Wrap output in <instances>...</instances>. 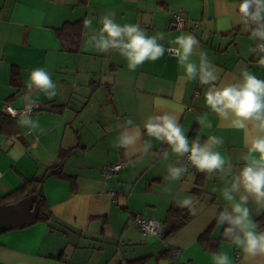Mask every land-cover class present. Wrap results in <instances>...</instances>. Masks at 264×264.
Masks as SVG:
<instances>
[{
  "label": "crops",
  "instance_id": "0c3cea01",
  "mask_svg": "<svg viewBox=\"0 0 264 264\" xmlns=\"http://www.w3.org/2000/svg\"><path fill=\"white\" fill-rule=\"evenodd\" d=\"M239 2L0 0V205L27 197L32 188L27 183L43 179L53 215L49 223L0 234V264H130L142 258H147L146 264H214L213 254L221 252L231 264H264V255H246L225 236L227 225L217 223L219 212L229 206L219 174L195 168L179 180L166 179L168 166H179L181 157L144 129L149 115L172 113L190 141L222 137L224 143L217 150L234 174L244 166L245 133L206 106L210 85L188 80L175 55L167 51L174 47L170 40L191 33L220 70L218 85L236 82L245 69L264 79V66L252 50L256 41L240 24ZM172 12L190 19L186 29L174 26ZM110 13L119 24L139 23L148 35L163 32L164 56L130 71L117 51L101 53L90 46L91 30H98L100 19ZM85 19L92 20V29L85 27ZM67 24L69 33L62 39L58 30ZM193 60L198 62V57ZM37 67L49 72L58 92L48 99L33 90L40 108L32 119L43 133L23 127L19 117L3 128V118L9 116L5 107L25 105L22 97L30 72ZM205 114L210 128L198 123ZM128 119L139 127L141 139L126 150L114 144ZM254 134L249 125V139ZM145 141L151 142L147 152ZM119 161L124 168L105 179L103 167ZM200 179L203 185L197 183ZM111 191L118 193L115 199ZM186 197L194 202V218L164 237L169 209L185 208L180 204ZM247 206L259 224L264 208L251 197ZM135 214L160 221L161 236L145 235L131 219ZM209 230L219 241L216 251L205 250L200 243Z\"/></svg>",
  "mask_w": 264,
  "mask_h": 264
},
{
  "label": "clouds",
  "instance_id": "9594fccd",
  "mask_svg": "<svg viewBox=\"0 0 264 264\" xmlns=\"http://www.w3.org/2000/svg\"><path fill=\"white\" fill-rule=\"evenodd\" d=\"M242 30L250 33L256 41L252 49L259 56L258 64L264 66V0H240L238 5ZM114 13L100 19L101 27L92 29V20L83 21L85 27L92 29L88 44L98 52L117 51L127 61L130 71H136L146 61L155 62L161 59L166 51L161 40L165 39L163 32L148 35L139 23L119 24ZM169 44L174 47L167 49L177 58L178 66L183 70L188 80H199L202 85H210L205 93L206 106L222 120H230V126L245 133V145L248 154L244 157L246 163L234 174L230 162L217 150L222 146V137L210 136L203 143L199 139L189 140L185 135L179 119L172 113L149 115L144 122V129L149 137L167 143L177 156H187V162L179 166H168L169 180H179L188 170L190 163L200 172L217 173L225 181L222 196L228 202L217 216V223L227 225L225 236L248 256L264 255V230L252 218L248 200L251 197L259 208H264V79L258 78L251 71L241 72V79L234 83L216 82L220 80L219 69L211 63L208 54L200 49V41L191 33L179 35ZM198 57V62L193 60ZM27 91L23 95L25 109L19 114L18 123L30 131L39 129L38 121L32 119V111L38 104L33 99V90L44 93L48 99L57 96V84L45 68L37 67L30 72ZM8 112L16 116L14 109ZM202 127H212L207 121V114L198 119ZM127 126L119 133L114 146L129 149L141 139L138 126L131 119L126 120ZM249 125L254 135L249 139ZM151 142L145 141L143 150L147 152ZM14 154V153H13ZM164 158H168L167 152ZM229 177L231 179H229ZM194 202L190 197L182 200L180 206L195 213ZM155 225V221L150 222ZM214 264H231L227 253H214Z\"/></svg>",
  "mask_w": 264,
  "mask_h": 264
},
{
  "label": "trees",
  "instance_id": "16d2710c",
  "mask_svg": "<svg viewBox=\"0 0 264 264\" xmlns=\"http://www.w3.org/2000/svg\"><path fill=\"white\" fill-rule=\"evenodd\" d=\"M74 28H76V24H70ZM68 29H70V26L65 25L63 28L58 30V34L62 39L66 38V35L69 33ZM75 30V29H74ZM15 119L10 117V116H5L3 118V128H6L12 121ZM65 154H63V157ZM60 173V171L57 172V174ZM198 184L203 185V180L197 181ZM31 184L32 188L31 190L26 194L27 196L34 194L38 192L40 186L43 184V179H32L30 182L27 183ZM38 205L40 207V213L37 219V222H46L49 223L53 219L52 212L50 211L49 205L46 201L45 196L39 200ZM194 218V214L187 208H179L177 206H172L165 218L164 221V226L168 228L169 233L167 235L162 234L164 237L168 236L171 233H174L178 230H180L182 227H184L186 224H188L192 219ZM259 225L260 228L262 229L264 227V216L259 218ZM200 243L201 245L205 248V250L209 251H216L219 241L213 240L210 235V230L205 233L203 236L200 238ZM173 254V253H172ZM173 256V255H172ZM147 258H142L139 260H135L130 262V264H146Z\"/></svg>",
  "mask_w": 264,
  "mask_h": 264
},
{
  "label": "built area",
  "instance_id": "2783aa9c",
  "mask_svg": "<svg viewBox=\"0 0 264 264\" xmlns=\"http://www.w3.org/2000/svg\"><path fill=\"white\" fill-rule=\"evenodd\" d=\"M171 19L172 22L174 24V26L178 29H186L188 27V25L190 24V19L185 16L183 13L181 12H172L171 13ZM196 24H198V22H196ZM171 54H173L172 52H170ZM174 55V54H173ZM21 94V93H20ZM26 105L19 107V108H15L11 105H7L5 107V113L7 115H9L10 117L13 118H18L19 114L21 112H23V110L25 109ZM12 108L16 111L17 115L13 116L8 112V109ZM39 105L37 107L33 108L32 111V117L35 115V113L39 110ZM181 162L185 163L187 162V156L181 157ZM124 162L123 161H119L116 162L114 164H109L103 167L102 169V173L105 179L110 178L111 176L119 173L123 168H124ZM195 169L194 166H192L190 163L188 164V170L185 173H189L191 171H193ZM112 198H116L118 196V193L115 191H111L110 193ZM131 219L134 221V223L136 224V226L145 234L148 236H161V234L163 233V225L160 221L158 220H154L151 218H147L141 214H135L131 216ZM155 221V225H152L150 222Z\"/></svg>",
  "mask_w": 264,
  "mask_h": 264
},
{
  "label": "water",
  "instance_id": "95a60500",
  "mask_svg": "<svg viewBox=\"0 0 264 264\" xmlns=\"http://www.w3.org/2000/svg\"><path fill=\"white\" fill-rule=\"evenodd\" d=\"M57 171L51 170L47 176H51ZM44 197V187L40 186L38 192L31 194L21 200L12 204H1L0 205V234L24 227L33 225L37 222L40 207L38 202ZM168 228L164 229V234H168Z\"/></svg>",
  "mask_w": 264,
  "mask_h": 264
}]
</instances>
